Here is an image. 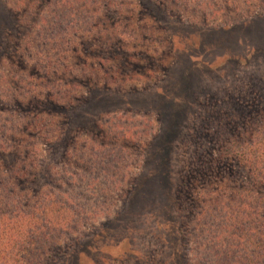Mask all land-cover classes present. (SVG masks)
<instances>
[{"label": "rangeland", "instance_id": "374dc122", "mask_svg": "<svg viewBox=\"0 0 264 264\" xmlns=\"http://www.w3.org/2000/svg\"><path fill=\"white\" fill-rule=\"evenodd\" d=\"M5 188L38 264H211L264 219V0H0Z\"/></svg>", "mask_w": 264, "mask_h": 264}, {"label": "trees", "instance_id": "16d2710c", "mask_svg": "<svg viewBox=\"0 0 264 264\" xmlns=\"http://www.w3.org/2000/svg\"><path fill=\"white\" fill-rule=\"evenodd\" d=\"M178 125L177 123V130L176 128L174 130L173 128L170 129L171 135L163 129L160 138L165 137L167 133V135L172 136L171 141H175V139H177L176 131L179 130ZM169 143L171 145L173 142ZM166 154L167 155L162 157V161L164 165H166L165 169L168 176L167 182L169 188L166 190L171 192L173 181L171 175H168V169L171 168V156H169V151ZM149 158L152 159L150 155ZM10 163L12 164L13 162L10 161L8 165ZM16 182L19 184V179H16ZM4 192L0 200V264H38L39 255H36L37 246L38 243H41L40 247H44L46 245L44 240L46 237L44 238V233L37 237V233L41 229H45L47 221L42 220L37 224V220L34 221L32 218H28L29 220L20 222L18 219L20 218L18 215L19 209L17 208L18 202L15 199L17 196H15L13 189L8 190L5 188ZM255 202L259 203L260 201L258 200ZM48 207L49 211H52V208H50L53 207L52 204L50 205L49 203L45 206V208ZM62 207L63 206L59 207L58 211H65ZM42 208L45 209L44 206ZM245 209L248 212L253 211V215L251 213L250 215L244 213L239 215L229 212L228 215H225L228 216V218H223L225 226L224 233L219 232V234L221 235L222 233V235H224L223 238H220L219 243L216 240V237L219 235L214 239V246L210 248L211 252H213V261L211 264H260L261 257H263V251L262 253L260 252L263 250L261 249V234L256 231L257 228L248 229L246 225H252L251 223H253V221H257L261 222L260 226H262L264 224V219L261 218V220H257V218L260 217V207L258 209L256 207ZM38 210H40V208H38ZM63 219L64 218L58 219L55 217L54 221L50 223L54 224L59 220V222L64 225ZM75 221L76 220L73 222ZM55 226H57V224H55ZM49 227L47 229H50ZM255 234L258 236L257 239L253 237ZM41 237L42 240L40 241ZM48 250H50V248Z\"/></svg>", "mask_w": 264, "mask_h": 264}]
</instances>
